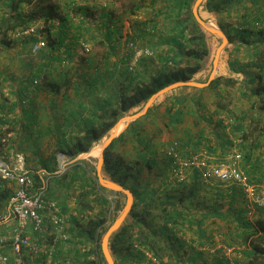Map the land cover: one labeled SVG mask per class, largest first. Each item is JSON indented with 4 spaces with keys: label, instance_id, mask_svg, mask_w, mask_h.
Returning a JSON list of instances; mask_svg holds the SVG:
<instances>
[{
    "label": "trees",
    "instance_id": "1",
    "mask_svg": "<svg viewBox=\"0 0 264 264\" xmlns=\"http://www.w3.org/2000/svg\"><path fill=\"white\" fill-rule=\"evenodd\" d=\"M161 1L166 20L171 22L162 37L164 43L170 46L171 56L166 59L160 71L143 80L141 73L128 70L127 56L114 57L119 41L117 36L120 35L115 34V30L110 31L108 26L105 27L102 41L100 40V43L104 41L107 44L106 53L95 58L82 52V39L93 38L90 30L85 27L90 18L89 7L83 6L86 0H0L1 50H10L12 46L7 37L9 31L22 29L21 32H24L37 21H41L43 26L37 28L35 36L29 35L27 41L32 45L39 41L41 36L46 42L40 53L41 62L34 65L29 74L18 81L16 102L7 107L6 100L3 99L0 112H5L6 116L19 110L25 123H35L37 116L30 96L37 92L50 93L47 109L42 114L53 126L36 135L49 137L56 150L75 158L90 151L124 114L133 115L139 112L149 98L164 87L199 79L201 71L205 70L207 58L217 48L219 38L193 20L191 9L195 0ZM244 1L246 0H203L198 12L203 20L214 21L227 35L233 48L237 46L236 50L239 46H245L249 51L263 46V49H254L251 55L264 60V31L263 28L255 27V23L261 26L262 20L253 19L246 13L237 16L234 24L228 26V29L223 26V20L231 18ZM247 2L256 5L260 0ZM201 8L203 14L200 13ZM109 14L102 12L101 15L108 17ZM74 18L77 21L73 20ZM143 30L142 34L147 31L152 35L154 28ZM117 33L120 32L117 30ZM231 49L227 47L222 55L227 57ZM221 80L220 76H215L205 87L180 86L162 94L155 99L145 115L130 122L125 131L104 150V175L129 189L134 197L125 221L109 240V249L115 263L117 260L116 264L120 262L121 253L135 259L137 263L142 262L143 254L134 248L135 244L152 252L160 264L163 256L170 259L171 253L164 244L169 234L168 225L177 224L178 220L185 216V212L176 204L177 197L173 199L169 193L172 189H184L186 183L183 181L174 187L168 183L167 173L171 168V160L165 155L167 147L164 148V144L154 141L156 132L151 131L152 138L143 121L152 116V110L164 105L166 126L176 127L183 124L191 115V107L194 106L196 113H200L204 108L200 94L218 88ZM188 92L189 95L186 94ZM197 93L199 96L192 100ZM59 94L60 100L57 99ZM89 106L92 107L93 113L83 118L80 112ZM196 118L194 126L198 127L203 117L197 115ZM4 123V120L0 119V126ZM21 125H24V121H21ZM189 133L185 131L183 139L178 141L181 147L186 151L201 148L202 130H197L194 138L196 140L191 139ZM134 140L137 143L136 162L129 164L113 146L117 142L123 145ZM52 160L55 161L54 154ZM194 174L193 178H196L197 173ZM32 177L35 185L39 186L40 177L35 173H32ZM83 178L86 186L91 184L93 188L104 191L94 178L85 177V173ZM192 184L195 188L198 183L193 181ZM160 193L163 195L159 198L163 199L159 200L160 209L156 211L149 205L157 202L156 196ZM9 194L10 189L3 182L0 186L1 209H4ZM104 204L109 202L105 200ZM236 221L243 225L245 236H242L241 245L244 248V256L249 259L248 264H264V219H259L253 225L245 222L243 213H240ZM104 222L105 218L89 221L90 234L96 241L98 255L101 254L100 231ZM171 237L173 235H169V238ZM249 238L251 240L247 245ZM102 261L99 260L98 264H102Z\"/></svg>",
    "mask_w": 264,
    "mask_h": 264
},
{
    "label": "crops",
    "instance_id": "2",
    "mask_svg": "<svg viewBox=\"0 0 264 264\" xmlns=\"http://www.w3.org/2000/svg\"><path fill=\"white\" fill-rule=\"evenodd\" d=\"M238 7L237 12L232 14L233 17L247 13L253 19L259 18L262 23L258 28H263L264 31V0H260L256 5H251L246 0ZM73 20L77 21L75 18ZM98 20L99 32H101L104 30L102 26L106 27L107 22L110 27H114L111 22H117L118 16L100 15ZM42 26L43 24L40 28ZM55 26L57 27V23ZM34 28L31 27L32 35L35 36ZM236 47L233 48L229 43L228 48H232L230 54L219 59L215 76L221 77V83L218 88L209 91L207 98H202L204 108L200 113H196L193 106L190 109L191 115L183 124L168 127L164 108L157 111L154 117L150 116L146 120L145 129L150 136H152L151 131L156 132L154 141L164 144V148L173 141L183 139L185 131L190 132L188 136L196 140L194 138L197 130H202L201 148L207 150L212 164L225 162L235 152H239L242 156L239 161L240 168L264 190V60L251 55L256 48L249 51L245 46H239L237 50ZM260 47L263 49V46H259V49ZM204 73L205 70L201 71L200 76ZM198 80L200 81V77L196 81ZM224 80L228 82L225 83ZM36 94L30 96L37 116L35 123H25L19 110L6 116L5 112H0V119L5 122L0 126V133L9 130L13 144L10 151L8 149L5 151L3 146H0V156L31 175L37 174L41 180L50 177L56 181L55 185L50 186L47 196L49 199H56L66 223L64 231L52 233L50 230L52 222L48 216L45 219L47 231L42 235L29 231L31 240L41 247V254L33 258L25 251L23 261L25 264H98L99 255L96 251V241L90 234L89 221L104 219L110 214L112 206H110V198L103 193V190L93 188L91 184L86 186L83 178L84 173L85 177H89L85 164H91L95 156L87 154V157H83L84 164L81 162L83 160L76 162L72 160L71 163H76L73 173L61 179L58 159L52 160V153L44 148L48 139L44 135L39 137L36 135L53 126L48 119L41 121L42 113L47 109L50 93ZM186 94L189 95V92ZM8 95L6 93L0 95V104L3 99L6 100L7 107L16 102V99L10 100L11 97ZM198 96L199 93L192 100ZM80 113L83 118L92 115V107L89 106ZM197 115L203 117L198 127L194 126ZM223 117L231 120L229 127L223 124ZM21 121H24V125H21ZM115 144L120 145L118 142ZM126 144L130 150L124 148V153L121 154L127 163L134 164L137 157V143L134 140ZM183 150L184 155L193 151L192 149L186 151L185 148ZM194 173H197L196 178H193ZM102 174L109 178L104 175L103 170ZM167 181L173 187L183 182L178 179L172 165L167 173ZM184 181L186 183L184 189H172L169 193L173 199L177 197L176 204L185 212V216L181 217L177 224L168 225L169 234L164 244L167 245L171 258L163 256L161 264H248L249 259L244 256V248L241 245L242 236H245L243 225L236 219L240 213H243L245 222L255 225L259 219H264V208L258 211L259 208L248 206L239 188L225 185L217 180L206 181L196 171L187 172ZM193 181L198 183L195 188ZM160 195L163 193L156 196L158 198L156 203L149 205L156 211L160 209L159 200L163 199L159 198ZM105 200L109 204H104ZM2 211L3 209L0 208V214ZM6 229L7 226L0 225V234ZM169 235L173 237L169 238ZM53 238H56V242L52 244ZM250 240L249 238L246 241L247 245ZM140 251L143 254L142 262L137 263L135 259L121 253L118 264H160L149 250L141 247Z\"/></svg>",
    "mask_w": 264,
    "mask_h": 264
},
{
    "label": "rangeland",
    "instance_id": "3",
    "mask_svg": "<svg viewBox=\"0 0 264 264\" xmlns=\"http://www.w3.org/2000/svg\"><path fill=\"white\" fill-rule=\"evenodd\" d=\"M83 3L84 7H89L90 14V18L85 27L90 30L93 36L92 39H89V37H84L82 39V44L86 45L89 48V52L86 53L83 50V45H81L83 53L92 57L95 56V58H99L103 55V53H106L105 51L107 44L104 41L103 43H100V40L102 41L103 39V31H106V28L101 25L104 30L99 32L100 22L98 18L102 14V12L110 13L112 14V17L118 16V20L115 23L111 22L114 27H110L108 22L106 25L109 27L110 31L115 30V34L120 35L117 36L119 38V41H117L118 44H116V55L114 57L122 58L127 56L128 60L131 62H133L137 58V62L134 66V72L141 73L140 75H142L143 80H146L149 76L162 69L163 65L165 64L164 62H166V59L171 56V52L169 51L170 46L167 43H164V41L162 40V37L166 34V31L170 27L169 25L171 22H169V20H166V12L163 10L161 0H86V2ZM200 13L203 14L202 8L200 9ZM7 14L8 13H6V16ZM191 16L194 20L192 11ZM231 18L223 20V26L226 29H228V26L233 25L236 20L233 16ZM209 22H212L214 26L220 29V27L215 22ZM41 25L42 22H37L33 26L35 27L34 29L37 30V28H40ZM143 28H154V31H151L152 35L147 33V31L146 34H142L141 32L144 31ZM21 30L22 29L13 30L7 33V37L12 43V49H0V95L2 93H6L7 95L9 94L8 97H11L10 100H17L16 93L18 88V81L27 76L32 70V67L42 60L40 54L41 51L38 53H34L31 51V47L33 44L31 45V43L27 41L29 35L22 34ZM117 30L120 33H117ZM1 35L2 33L0 34V37ZM38 39L44 40L41 38V36ZM136 41L138 47H148V49L152 51V55L149 57H144L143 55H138V53L135 54L134 50H132V48L130 47V43ZM220 43L221 39L219 38V42H217V47L220 45ZM214 53L209 56L205 62V73L202 76H199L202 82H200L199 80L191 82L199 84L207 83L209 75L213 70L212 62ZM221 56L225 58V56L221 54L219 59L221 58ZM2 75L3 77H1ZM39 93L41 94L44 92H37L36 95H39ZM200 95L202 97L207 98L209 96V91H204V93ZM60 96L61 94H59V96L57 97L58 100H60ZM36 108V110L38 111L39 106ZM164 108V105H160L154 110H152V117H154V114L157 113V111L162 110ZM48 111H50V109ZM127 115L128 114H124L123 117ZM41 118V121L45 120L43 114ZM143 125L147 126V122L145 120L143 121ZM112 128L101 138V140L95 146L91 148L90 151L80 154L75 158H70L63 152L56 150L55 144L49 139V137H46L48 140L44 144V148L45 150L47 149L46 151H50L52 155L54 154L55 158L58 159V165L61 171L60 177L65 178L69 174H72L74 170L73 167L76 164L75 162L83 160V157H87V154H92L95 156V158L91 164H85V168L89 174V177H92L97 181L96 164L99 154L97 146L99 147L102 141L107 138L108 133H110ZM2 138L6 139V143L1 142ZM0 146H3V150L5 151L6 149H8L9 151L12 149V134H9V130L0 133ZM126 146H128L126 143L123 145L115 144L113 148H116V150H118L120 153H124V148L125 150H130V148H127ZM72 160L75 162L71 163ZM81 162L83 164L85 163L84 160ZM47 178L49 180L50 190V186L52 184L55 185L56 181L53 178ZM103 193L110 198L109 201L110 206H112V209H110V214L104 217L105 224L103 226V229L100 231L102 232L101 239L107 229L112 225L116 217L122 211L126 201V197L122 193L117 195V193H114L105 188ZM246 204L250 207H253L247 202ZM99 260H103L102 264L103 262H105L102 253L99 255Z\"/></svg>",
    "mask_w": 264,
    "mask_h": 264
},
{
    "label": "built area",
    "instance_id": "4",
    "mask_svg": "<svg viewBox=\"0 0 264 264\" xmlns=\"http://www.w3.org/2000/svg\"><path fill=\"white\" fill-rule=\"evenodd\" d=\"M255 27H259V24L255 23ZM22 34L32 35L33 30L29 28ZM82 45L83 50L86 53L89 52V48ZM45 46L44 40L36 41L31 51L38 53ZM130 47L135 54L138 53L144 57L152 55L148 47H138L137 41L130 43ZM136 62L137 58L133 62L129 61L128 70L130 72H134ZM222 122L227 127L231 124V120L224 117ZM1 142L6 143V139L2 138ZM183 152L178 141L171 142L165 149V155L171 160L173 170L180 181L185 180L187 172L196 171L206 181L217 180L225 185L239 188L249 205L259 209L264 208V190L240 168L239 161L242 156L239 152H235L225 162L218 164L210 162V155L204 148L190 151L187 155ZM3 182L10 189V194L0 214V225L7 226L4 233L0 234V264H25L23 261L25 251L33 258L41 254V247L31 240L28 232L42 235L47 231L45 219L49 216L52 222V227H50L52 233H61L66 218L61 213L58 202L47 196L48 179L41 180V184L36 186L31 173L19 166L11 165L0 156V186ZM55 242L56 238H53L52 244ZM134 248L141 250L137 244Z\"/></svg>",
    "mask_w": 264,
    "mask_h": 264
},
{
    "label": "water",
    "instance_id": "5",
    "mask_svg": "<svg viewBox=\"0 0 264 264\" xmlns=\"http://www.w3.org/2000/svg\"><path fill=\"white\" fill-rule=\"evenodd\" d=\"M202 1L203 0H195L194 4L192 6L191 11H192V15L194 17V20L204 30H206L207 32H209L212 35L221 39V43L216 48L215 53H214L213 62H212L213 70H212L211 74L209 75L207 83L199 84V83H194L191 81H189V82H177V83H174V84H171L169 86L164 87L163 89H161L160 91H158L157 93L152 95L149 98V100L146 102L144 107L139 112H137L133 115H127V116L123 117L122 119H120L113 126V128H115L116 125L122 120V121H124V127H123L122 131L115 135L114 133L111 132L112 131L111 130L110 133H108L107 138L104 141H102V143L100 144V150H99L97 164H96V176H97L98 184L101 187H103L107 190H110L114 193H122L126 197L125 205H124L122 211L116 217V219L114 220L112 225L107 229V231L103 235L101 242H100V250H101L102 256H103L106 264H115V261L113 259L111 252H110V249H109V240L113 236V234L116 233L119 230V228L122 226V224L125 221L128 213L131 210L134 199H133V194L131 193V191L129 189H125L122 186H120L119 184L110 180L109 178H106L103 176L102 170H103V165H104V150L114 141V139H116L127 128V126L129 125L130 122H132V121L142 117L143 115H145L157 97H159L162 94L167 93L168 91H171L177 87H180V86H192V87L202 88V87L207 86L215 78L216 68L218 65L219 57L222 54V52L225 50V48L228 47L229 38L221 29H219L216 26L211 27L209 25L210 23L208 21H205L200 17L199 12H198V8H199L200 4L202 3Z\"/></svg>",
    "mask_w": 264,
    "mask_h": 264
},
{
    "label": "bare ground",
    "instance_id": "6",
    "mask_svg": "<svg viewBox=\"0 0 264 264\" xmlns=\"http://www.w3.org/2000/svg\"><path fill=\"white\" fill-rule=\"evenodd\" d=\"M209 23H210L209 25H210L211 27H212V26L214 27V25H213L212 22H209ZM123 127H124V121L121 120V121L116 125V127L112 129L111 132L114 133V134L116 135V134H118V133H120V132L122 131ZM97 150H98V151L100 150V146H99V147L97 146Z\"/></svg>",
    "mask_w": 264,
    "mask_h": 264
}]
</instances>
